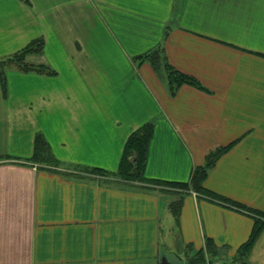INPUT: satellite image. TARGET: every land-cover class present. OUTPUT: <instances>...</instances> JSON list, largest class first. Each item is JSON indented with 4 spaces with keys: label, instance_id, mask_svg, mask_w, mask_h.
<instances>
[{
    "label": "crops",
    "instance_id": "crops-1",
    "mask_svg": "<svg viewBox=\"0 0 264 264\" xmlns=\"http://www.w3.org/2000/svg\"><path fill=\"white\" fill-rule=\"evenodd\" d=\"M259 212L264 0H0V264L232 260Z\"/></svg>",
    "mask_w": 264,
    "mask_h": 264
},
{
    "label": "trees",
    "instance_id": "trees-1",
    "mask_svg": "<svg viewBox=\"0 0 264 264\" xmlns=\"http://www.w3.org/2000/svg\"><path fill=\"white\" fill-rule=\"evenodd\" d=\"M28 53H30V48L22 51L20 53V55L16 57L17 59H15V63L18 64L22 69H29L31 67V66H29L27 68L24 67L22 65V61H21L22 57ZM149 56H150V54L149 55L145 54L142 57H143V59H147ZM172 82H174L176 84V86H178L182 83H189V84L195 83L192 78L170 69V71H169V84H172ZM151 133H152V124L148 123V124L144 125L143 127H141V129H139L135 133H133V135H131V137L127 141L121 164H125L126 156L129 152H131L135 157L133 160L134 170H135V173H134L135 178L141 177V171H142L141 169H142V166L145 162V156H146V146H147L149 137L151 136ZM35 150H36L35 152H37L36 155L39 157V158L36 157L37 160L46 161V158L44 159V157H42L43 154L46 152V145H45L43 139H41L40 137H37L35 140ZM219 154H220V151L215 153L213 156H211L207 160L205 166L196 168L195 171L193 172V174L191 176V180H190V185H191V188L193 190H195L196 192H198V193L199 192H201V193L205 192L203 187H202V180L204 179V177L206 175L207 168L212 165V163H213L212 161H214L215 158ZM209 198L213 199V200L221 201L223 203H227L230 207L235 208V209L241 208L234 203H230L229 201H226L224 199H220L218 197L211 196ZM255 215H256L257 219H255V224L253 226L249 240L243 245V247L241 249H239L237 254L232 258V264H249L247 262V260H248L251 248H252L253 243L255 242L256 238L259 236L261 229L264 225V221H263L264 220V212L255 213ZM198 256H199V254H198Z\"/></svg>",
    "mask_w": 264,
    "mask_h": 264
},
{
    "label": "rangeland",
    "instance_id": "rangeland-1",
    "mask_svg": "<svg viewBox=\"0 0 264 264\" xmlns=\"http://www.w3.org/2000/svg\"><path fill=\"white\" fill-rule=\"evenodd\" d=\"M22 65L24 67H29L31 64L29 63H22ZM257 241V239H256ZM209 258V257H208ZM211 261L209 260L210 264L212 262V264H232V260L231 259H220V261L214 257H210ZM172 262L174 264H176V262L171 259ZM251 261L253 262V264H264V237L260 240L258 246L256 247V249L254 250L253 254L251 255Z\"/></svg>",
    "mask_w": 264,
    "mask_h": 264
},
{
    "label": "water",
    "instance_id": "water-1",
    "mask_svg": "<svg viewBox=\"0 0 264 264\" xmlns=\"http://www.w3.org/2000/svg\"><path fill=\"white\" fill-rule=\"evenodd\" d=\"M170 257L171 256L169 254H167V253L161 255L159 264H174Z\"/></svg>",
    "mask_w": 264,
    "mask_h": 264
}]
</instances>
